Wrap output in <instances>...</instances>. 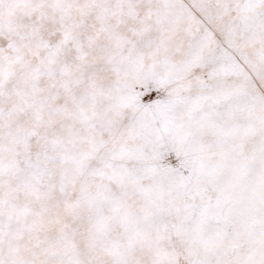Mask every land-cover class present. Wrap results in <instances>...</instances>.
Instances as JSON below:
<instances>
[{"label":"snow or ice","instance_id":"1","mask_svg":"<svg viewBox=\"0 0 264 264\" xmlns=\"http://www.w3.org/2000/svg\"><path fill=\"white\" fill-rule=\"evenodd\" d=\"M0 264H264V0H0Z\"/></svg>","mask_w":264,"mask_h":264}]
</instances>
